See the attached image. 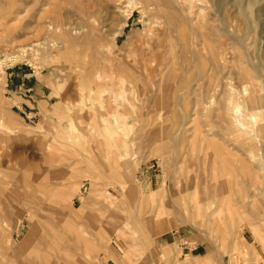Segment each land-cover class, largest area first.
<instances>
[{"label":"rangeland","instance_id":"1","mask_svg":"<svg viewBox=\"0 0 264 264\" xmlns=\"http://www.w3.org/2000/svg\"><path fill=\"white\" fill-rule=\"evenodd\" d=\"M104 1L0 0V264H264V170L250 157L257 147L264 166L263 47L221 56L215 71L209 55L158 53L168 39L148 34L147 15ZM219 1L203 5L230 31L211 45L257 47L264 0ZM237 106L257 113L240 149L226 137ZM231 153L263 191L226 166Z\"/></svg>","mask_w":264,"mask_h":264},{"label":"bare ground","instance_id":"2","mask_svg":"<svg viewBox=\"0 0 264 264\" xmlns=\"http://www.w3.org/2000/svg\"><path fill=\"white\" fill-rule=\"evenodd\" d=\"M88 1V0H87ZM107 1H111L114 2L116 4L119 3H124V1L126 0H106L103 2V4L105 5V3L107 4ZM215 1V0H214ZM219 1V0H218ZM76 2V1H75ZM90 2V1H89ZM127 2L132 3V8H139L141 10V12L143 13V15H147V23L149 25V35L153 36L156 35L159 38H164V39H168V45L164 46V43H160L158 49V53H161L162 55H177L178 57H186L188 60H190V62L193 61V59L201 57V56H211L213 59V67L216 66L215 71H219L220 70V64H219V58L221 56L224 55H228V54H240V55H249L252 53H258L261 49V46L263 47V51H264V25L262 26V28H260V30L258 31V35L256 38V42L257 47H255L254 49L246 47H241L242 49H240L239 47H237L236 45H234L233 43L229 44V43H223L219 46H212L211 42H213V39L216 40H222L224 38L227 37L228 32L230 31V25H229V20L225 19L222 21H219V19L217 18V16L215 15V13L212 11V8L207 6V5H203L205 0H127ZM126 2V3H127ZM220 2V1H219ZM232 2H236V0H232ZM54 3V2H53ZM91 3V2H90ZM90 3H88L90 6ZM93 3V2H92ZM91 3V4H92ZM96 3V2H95ZM208 3V2H207ZM56 4V3H55ZM74 4V3H73ZM99 4V1H98ZM101 4V3H100ZM49 5V4H48ZM120 5V4H119ZM130 5V4H129ZM234 5V4H233ZM232 5V6H233ZM234 7V6H233ZM80 8V7H79ZM84 8V7H83ZM90 8V7H89ZM85 9V8H84ZM93 10V9H92ZM126 10V9H125ZM58 12V11H57ZM94 12V11H92ZM97 12V11H95ZM108 12V11H107ZM59 13V12H58ZM57 13V14H58ZM218 13V12H217ZM56 14V15H57ZM72 14V13H70ZM86 14V13H85ZM95 14V13H94ZM108 14V13H107ZM114 15V14H112ZM259 15V14H258ZM58 16V15H57ZM70 16V15H69ZM68 16V17H69ZM87 16V14H86ZM219 16V15H218ZM61 17V16H60ZM59 17V18H60ZM67 17V18H68ZM72 17H74V15H72ZM80 17H84V16H80ZM100 17V16H99ZM113 17V16H112ZM105 18V17H104ZM131 18V13L130 11H123L120 14V20L121 22H123V24H126L128 19ZM85 19V18H84ZM91 19V18H90ZM89 19V20H90ZM111 19V18H110ZM109 19V20H110ZM259 19V18H258ZM262 19V18H261ZM86 20V19H85ZM81 21V20H80ZM100 21V20H99ZM84 23V22H83ZM148 28V27H146ZM117 38V37H116ZM254 41V42H255ZM24 52L26 51V49H23ZM262 50V49H261ZM262 51V52H263ZM23 52V53H24ZM12 55L11 53L8 54ZM7 56V57H8ZM16 57V55H13ZM19 56V55H18ZM17 56V57H18ZM12 58V57H10ZM19 58V57H18ZM155 62V61H152ZM159 62V61H158ZM197 62V60H196ZM194 63V62H193ZM216 64V65H215ZM196 65V64H195ZM197 66V65H196ZM157 67V66H156ZM155 67V68H156ZM169 67V66H168ZM167 67V68H168ZM166 68V69H167ZM211 68V67H210ZM237 68V67H236ZM158 69V68H156ZM199 69V68H198ZM197 69V70H198ZM246 67H243L241 69H238V77L245 80L246 83L249 85V93L247 94V100L249 101L248 103L255 104L257 103V97L254 95V93L256 92V78L253 76V74L248 71ZM165 70V69H164ZM157 71V70H156ZM210 71V69H209ZM153 72V71H152ZM155 72V71H154ZM199 73H202L200 71H198ZM197 74V73H196ZM245 75V76H243ZM186 76V75H185ZM144 77V76H143ZM197 82L198 80L200 81V76L197 74ZM202 77V76H201ZM147 79V77H146ZM168 79V78H167ZM204 79V78H203ZM165 80V79H164ZM169 80V79H168ZM166 81V80H165ZM196 81V79H195ZM139 82V81H138ZM201 82V81H200ZM142 84V83H141ZM192 84V83H191ZM144 85V84H143ZM162 85V84H161ZM229 85V84H228ZM260 86V85H259ZM193 87V86H192ZM190 88V87H189ZM146 89V88H145ZM192 89V88H191ZM147 90V89H146ZM145 90V91H146ZM161 90V89H160ZM186 90V89H184ZM191 91V90H190ZM149 94V93H148ZM181 95V94H180ZM257 95V94H256ZM123 96V95H122ZM147 96V95H146ZM178 97V96H177ZM149 98V97H148ZM148 100V99H147ZM212 100H214L212 98ZM179 101V100H178ZM177 102V101H176ZM194 102V101H193ZM180 103V102H179ZM209 103V102H208ZM198 104V103H197ZM178 105V104H177ZM181 105V104H180ZM260 105V104H259ZM196 106V105H195ZM232 112H234V118H235V122L233 124V127H231V131L228 132V136L229 139L234 141V144L237 145V148H241L242 144L239 143L238 139L241 137V135L238 134V132H242L244 131L243 129H247V132L254 131V123H256V121L252 120L251 116L257 115V113L254 110H251V113H246L244 112V110L240 109L238 106L237 108H232L231 109ZM259 110V109H258ZM246 113V114H244ZM251 114V115H250ZM184 116V115H183ZM182 116V118H183ZM219 116V115H218ZM247 116H250V119H247ZM194 117V116H193ZM197 117V116H196ZM98 118V117H97ZM220 118V117H219ZM186 119V118H185ZM104 120H106V117L104 118V116H102L100 118L99 123L95 120L96 124L99 125L100 123H102ZM116 121V120H115ZM223 121V120H222ZM186 122V121H185ZM106 123V122H105ZM113 123L114 122H110V126H107L103 129L107 130L108 136L110 137L109 141H107L108 144L113 143L116 138L115 134V128L113 127ZM192 123V122H191ZM231 123V122H230ZM185 124V123H184ZM106 125V124H105ZM217 125V123H216ZM103 126V125H102ZM218 126V125H217ZM225 127V126H224ZM92 129H95L97 131V133L99 134V132H101V128H97L96 127H92ZM230 130V128H228ZM129 130V129H128ZM256 130V129H255ZM221 131V130H220ZM222 133H225L224 131H221ZM89 133V131H88ZM117 133V132H116ZM214 133V132H213ZM255 133V132H254ZM102 134V132L100 133ZM57 136V135H56ZM70 136V135H69ZM82 136V135H81ZM61 137V136H60ZM59 137V138H60ZM244 137V136H243ZM89 138V137H88ZM255 138H257V140H259V134L258 132L256 133ZM84 139V138H82ZM179 139V138H178ZM72 140V139H71ZM95 140V139H94ZM214 142V141H213ZM215 143V142H214ZM253 145V144H251ZM258 145V144H257ZM255 146V145H254ZM254 146H252V148H254ZM249 147V146H248ZM162 149V148H161ZM93 145L90 144L89 145V151H93ZM254 151V152H253ZM177 152V151H176ZM259 149L257 147H255L252 152L250 153V157L252 158V163L254 164V166L258 169V170H264V166L262 164V162L259 160ZM89 154V153H88ZM179 154V152H178ZM233 158V160H230V162L225 163L227 167H231L233 166L235 163L239 164L241 166V169L243 168V170H245V173L243 176H245V178H247V176L250 174L252 175V179H253V184L250 185V187H253V189L257 192V191H263L262 185L260 182H262L260 180L259 174L251 170L248 169V164H250L248 161H246L245 159H241V157L238 158H234L233 153L230 154ZM229 155V156H230ZM87 156V155H86ZM219 157V156H217ZM236 157V155H235ZM262 157V156H260ZM227 158V157H226ZM263 158V157H262ZM223 159V158H222ZM231 159V158H230ZM261 159V158H260ZM90 160V158H89ZM245 160V161H244ZM215 161V160H214ZM221 161V159H220ZM264 161V160H263ZM60 162V161H59ZM85 162V161H83ZM220 163V162H219ZM223 163V162H222ZM221 163V164H222ZM264 163V162H263ZM223 166V164L221 165V167ZM250 166V165H249ZM97 167V166H96ZM252 167V166H251ZM98 168V167H97ZM232 168V167H231ZM234 169H236L234 167ZM85 170V169H84ZM215 170V169H214ZM253 170V169H252ZM129 171V170H128ZM215 172V171H214ZM73 175V174H72ZM207 176V175H206ZM75 177V176H74ZM216 178L218 176H215ZM214 177V178H215ZM250 177V176H249ZM215 178V179H216ZM244 178V179H245ZM247 181V180H246ZM30 182V181H29ZM136 183V182H135ZM30 184V183H29ZM60 184V183H59ZM62 184V183H61ZM85 184V183H84ZM83 184V185H84ZM127 184V183H126ZM217 184V183H216ZM129 185V184H128ZM29 186V185H28ZM36 186V185H35ZM82 186V183H81ZM140 186V185H139ZM30 187V186H29ZM47 189V187H46ZM142 189V187L140 188ZM56 190V189H55ZM161 191V190H160ZM215 191V190H214ZM217 191V188H216ZM77 192H81L80 189L77 190ZM154 192V191H153ZM219 193V192H218ZM216 193V195L218 194ZM221 193V192H220ZM223 193V192H222ZM247 193V192H246ZM80 194V193H79ZM214 194V193H213ZM33 195V194H32ZM220 195V194H219ZM256 195V194H255ZM151 196V195H150ZM251 196V195H250ZM261 196V195H260ZM264 196V195H263ZM35 197V196H34ZM37 197V196H36ZM47 197V196H46ZM252 197V196H251ZM17 198V195H16ZM56 198V197H55ZM258 198V197H257ZM21 200V198H20ZM19 200V201H20ZM28 200V199H27ZM59 200V199H58ZM57 200V201H58ZM18 201V200H17ZM63 201V200H62ZM253 201V200H252ZM37 202V201H36ZM48 202H50L48 200ZM35 203V201H34ZM47 203V202H46ZM52 203V202H50ZM49 203V204H50ZM141 203V202H140ZM213 203V202H212ZM22 204V203H21ZM39 204V203H38ZM44 203H42L41 205H43ZM48 204V203H47ZM46 204V205H47ZM70 208H75L76 206H74V201H70L69 203ZM162 205H158V209H156L155 211H157L156 213L161 214L162 212ZM252 205V204H251ZM55 206V205H53ZM40 207V206H39ZM50 207V206H49ZM57 207V206H56ZM253 207V206H252ZM20 208V207H19ZM55 208V207H53ZM59 208V207H58ZM84 208V207H83ZM209 208V207H208ZM42 209V208H41ZM63 209V208H62ZM67 209V208H66ZM210 209V208H209ZM219 209V208H218ZM254 209V208H253ZM256 209V208H255ZM57 210V209H56ZM61 210V208H60ZM64 210V209H63ZM76 210V209H75ZM166 210V209H165ZM15 211V210H14ZM19 211H22L21 209H19ZM28 211V210H27ZM81 212V211H80ZM22 213V212H21ZM53 213V212H52ZM210 213V212H209ZM28 215V213H26ZM164 214V213H163ZM21 215V214H20ZM209 215V214H208ZM22 217V216H21ZM72 217V216H71ZM84 217V216H83ZM20 218V217H19ZM27 219V218H26ZM26 219H22L20 222L19 221H15L16 223V234L18 235L19 233V229L20 226L22 224L25 223ZM101 219V218H100ZM35 221V220H34ZM41 223L42 220H40ZM76 221V220H75ZM37 222V221H36ZM33 223V221L31 222ZM64 224V223H63ZM49 225V223H48ZM37 226V225H36ZM52 226V225H51ZM37 228V227H36ZM41 228V227H39ZM51 228V227H50ZM63 228V227H62ZM61 228V229H62ZM43 229V228H42ZM103 228H101L102 230ZM252 229V228H251ZM46 229H44L45 231ZM69 230V229H68ZM104 230V229H103ZM41 231V230H40ZM96 232V231H95ZM33 233V232H32ZM60 233V232H59ZM103 233V232H102ZM27 236V235H25ZM72 236V235H71ZM16 237V235H15ZM28 237V236H27ZM30 237V236H29ZM97 237V236H96ZM25 238V237H24ZM23 238V239H24ZM99 238V237H98ZM28 240H30V238H27ZM26 239V240H27ZM54 239V238H53ZM77 239V238H76ZM79 239V238H78ZM17 241V240H16ZM22 241V240H21ZM100 241V240H99ZM102 241V240H101ZM23 242V241H22ZM77 242V241H76ZM91 245V244H90ZM89 245V246H90ZM95 245V244H94ZM68 247V246H67ZM88 247V246H87ZM93 247V246H92ZM90 246V248H92ZM94 248V247H93ZM92 248V251L95 252ZM70 249V248H69ZM82 249V248H81ZM95 249V248H94ZM74 250V249H73ZM88 250V249H87ZM91 250V249H90ZM96 250V249H95ZM112 250V249H111ZM35 251V250H34ZM70 251V250H69ZM85 251V250H84ZM89 251V250H88ZM98 250H96L97 252ZM76 255L78 254L77 251L75 250ZM73 252V253H75ZM82 252V250H81ZM87 252V251H86ZM90 252V251H89ZM99 252V251H98ZM36 253V252H34ZM39 254V253H38ZM41 254V253H40ZM39 254V256H40ZM80 254V253H79ZM95 254V253H94ZM99 254V253H98ZM115 254V253H114ZM119 254V253H118ZM29 255V254H28ZM35 255V254H33ZM76 255H74L76 257ZM116 255V254H115ZM45 256V255H44ZM42 256V257H44ZM73 256V259H75V257ZM79 256V255H77ZM119 256V255H117ZM37 257V256H35ZM47 258V256H45ZM84 257V256H83ZM92 257V256H90ZM94 257H100L95 255ZM127 257V256H126ZM101 258V257H100ZM99 258V259H100ZM121 258V255H120ZM44 260V258H43ZM68 260V259H67ZM72 260V259H71ZM119 260V259H118ZM123 260V257L122 259ZM128 260V259H127ZM74 260H72L73 262ZM79 262V261H78ZM101 262V261H100ZM123 262V261H122ZM80 263V262H79ZM81 264V263H80ZM84 264V262H83Z\"/></svg>","mask_w":264,"mask_h":264}]
</instances>
